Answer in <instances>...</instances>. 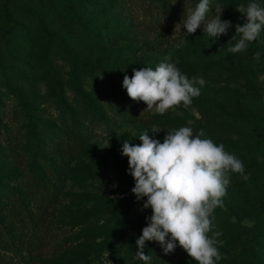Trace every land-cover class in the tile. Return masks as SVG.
Instances as JSON below:
<instances>
[{
    "label": "rangeland",
    "instance_id": "374dc122",
    "mask_svg": "<svg viewBox=\"0 0 264 264\" xmlns=\"http://www.w3.org/2000/svg\"><path fill=\"white\" fill-rule=\"evenodd\" d=\"M66 1L72 3L71 13L76 19L66 14L62 0H0V198L12 187L11 181L22 175L5 156L4 137L21 139L25 170L34 168L36 162L62 184L61 200L51 213L58 222L55 227L62 232L58 239L65 242V249L58 252L3 248L0 242V254L11 264H117L103 244L105 235L121 215L138 212L141 220L128 232L121 249L130 250V259L122 264H145L130 243L142 234L152 210L143 208L146 198L137 201L131 192L135 181L128 174L122 145L125 141L141 144L139 136L145 132L163 143L167 132L190 127L194 136L203 130L202 138L223 144L245 169L243 174H230L222 206L210 217L209 237L216 231L222 233L218 238L223 241L218 248L222 259L216 264H264V245L250 242L254 232L264 237V29L245 51H228L236 42L231 41L235 25L247 22L238 7L246 8L251 2L264 6V0L226 1L221 19L232 24L227 35L212 39L201 26L185 37L186 29L171 23L170 35L176 39L172 46L161 53L142 54L135 51L137 46L131 45L129 35L117 29L110 36L119 39L116 45H100L95 40L108 0ZM119 22L114 20L113 25ZM147 36L152 37V33ZM181 40H185L184 45L176 48ZM256 52L260 53L259 61L254 59ZM169 53L182 74L190 80H205L191 105L181 104L163 115L149 111V127L126 125L112 111L89 105L75 122L89 142L70 167L55 173L40 154V137L55 133L63 125L73 112L75 100L97 101L91 93L96 90L94 74L114 61L132 69L155 70ZM155 131L160 132L153 134ZM145 211L148 214L144 215ZM251 252L257 260L251 258ZM150 264L196 262L185 252L174 260Z\"/></svg>",
    "mask_w": 264,
    "mask_h": 264
},
{
    "label": "clouds",
    "instance_id": "9594fccd",
    "mask_svg": "<svg viewBox=\"0 0 264 264\" xmlns=\"http://www.w3.org/2000/svg\"><path fill=\"white\" fill-rule=\"evenodd\" d=\"M224 7L216 4L213 8L210 0H200L179 23L186 29L183 35L194 34L201 26L212 39L227 35L232 24L221 19ZM238 11L246 16L247 22L235 25L231 41L236 42L228 49L233 54L245 51L264 29V6L260 3L251 2L246 8L240 5ZM184 43L181 40L175 47ZM259 58L260 53L256 52L254 59ZM171 59L169 53L155 70L142 67L133 69L131 78L124 76L127 95L146 104L145 111L163 115L181 104L191 105L192 99L200 95L205 80L201 77L190 80ZM202 137L203 130L194 136L190 127H182L167 132L163 143L145 132L139 136L141 144L125 141L122 145V155L128 158V174L135 181L131 192L137 201L146 198L143 208L152 210L151 217L146 218L147 226L135 242L136 256L145 264L152 259L144 252L148 241L159 242L164 255L173 253L178 244L196 264H216L222 259L218 251L223 244L218 239L222 233L216 231L209 237L210 217L222 206L230 174H243L245 169L241 160L225 151L223 144Z\"/></svg>",
    "mask_w": 264,
    "mask_h": 264
},
{
    "label": "trees",
    "instance_id": "16d2710c",
    "mask_svg": "<svg viewBox=\"0 0 264 264\" xmlns=\"http://www.w3.org/2000/svg\"><path fill=\"white\" fill-rule=\"evenodd\" d=\"M108 0L105 10L106 15L97 25L95 40L100 45H116L117 39H110L111 32L115 29L129 35L131 45H136V52L161 53L167 47H171L176 40L171 37V23L179 24L186 17L188 9L194 8L200 0ZM228 0H210L212 7L216 4L224 5ZM66 14L71 13V2L62 0ZM214 11V9H213ZM140 13V16L137 15ZM120 21L118 26L113 21ZM164 23V24H162ZM137 25H139L137 27ZM182 25V24H180ZM152 33V37L147 34ZM108 38L111 40H108ZM95 69L93 66H86ZM85 66L83 68L86 69ZM105 70L98 71L95 75L96 90L91 91L92 96L97 98L96 102L91 99L73 103L72 112L65 118L63 125L53 133L40 137L39 151L44 160L47 159L56 172L66 170L73 162L75 156L87 145L89 137L83 134L75 122L80 118L84 110L90 105H98L102 110L112 111L117 119L129 126L149 127L151 118L149 111H145L147 105L142 101H133L123 88V79L127 75H133V69L122 66L115 61L106 64ZM111 72H113L111 74ZM108 74V75H107ZM104 78H109L105 81ZM85 102V107L83 106ZM75 109V110H74ZM72 120L71 122L69 121ZM234 121L235 118H230ZM235 123V122H234ZM231 125H234L230 123ZM7 143L5 156L13 164L21 169L22 175L14 178L12 187L0 198V242L3 248L22 249L27 252L40 251L49 248L52 251H63L65 242L60 241L58 236L62 232L55 227L58 222L52 216V211L61 200L60 180L53 179L45 168H41L34 162V168L25 170L24 144L21 139H9L4 137ZM235 154V152H234ZM55 178V177H54ZM148 214L145 211L146 215ZM141 218L136 214L121 215L118 221L113 223L105 235L107 250L117 264H122L125 259H130L127 252L121 249L126 244L128 232L137 226ZM6 235V238L3 237ZM113 241V242H112ZM136 240L130 243L132 250H137ZM257 246L264 245V237L254 232L250 241ZM146 255L151 256V261L174 260L185 251L177 244L176 249L169 255H164L157 241H148L144 248ZM251 258L257 260L253 252ZM90 261L85 262L89 264ZM0 264H11L10 260L0 254Z\"/></svg>",
    "mask_w": 264,
    "mask_h": 264
}]
</instances>
